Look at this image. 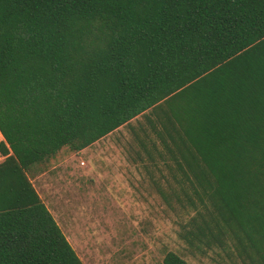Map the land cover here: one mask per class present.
<instances>
[{
    "label": "trees",
    "instance_id": "obj_1",
    "mask_svg": "<svg viewBox=\"0 0 264 264\" xmlns=\"http://www.w3.org/2000/svg\"><path fill=\"white\" fill-rule=\"evenodd\" d=\"M140 115L180 237L264 264V0H0V264H84L30 173Z\"/></svg>",
    "mask_w": 264,
    "mask_h": 264
},
{
    "label": "rangeland",
    "instance_id": "obj_2",
    "mask_svg": "<svg viewBox=\"0 0 264 264\" xmlns=\"http://www.w3.org/2000/svg\"><path fill=\"white\" fill-rule=\"evenodd\" d=\"M142 126L149 129L145 115L85 150L64 147L30 173L84 264H162L170 250L189 264H244L230 251L192 248L180 237L195 210L177 199L184 193L165 164L139 159L134 130L144 137Z\"/></svg>",
    "mask_w": 264,
    "mask_h": 264
},
{
    "label": "crops",
    "instance_id": "obj_3",
    "mask_svg": "<svg viewBox=\"0 0 264 264\" xmlns=\"http://www.w3.org/2000/svg\"><path fill=\"white\" fill-rule=\"evenodd\" d=\"M113 132H114V131H113ZM113 132H111V133H113ZM111 133H110V134H111ZM108 135H109V134H108ZM108 135H107V136H108ZM107 136H105V137H107ZM103 138H104V137H103ZM103 138H102V139H103ZM102 139H100V140H102ZM1 140H4V136H3V134H2L1 131H0V141H1ZM100 140L96 141V142L93 143V144L98 143ZM93 144H92V145H93ZM92 145H90V146H92ZM90 146H88V147H90ZM88 147H86V148H88ZM86 148H84L83 150H85ZM81 151H82V150H81ZM3 159H4V157L0 154V161L3 160Z\"/></svg>",
    "mask_w": 264,
    "mask_h": 264
}]
</instances>
